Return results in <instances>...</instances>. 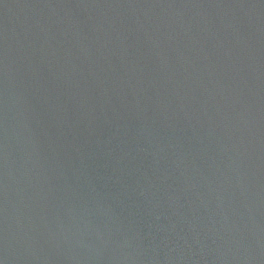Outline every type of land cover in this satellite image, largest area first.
<instances>
[{
  "label": "water",
  "instance_id": "obj_1",
  "mask_svg": "<svg viewBox=\"0 0 264 264\" xmlns=\"http://www.w3.org/2000/svg\"><path fill=\"white\" fill-rule=\"evenodd\" d=\"M0 264H264V0H0Z\"/></svg>",
  "mask_w": 264,
  "mask_h": 264
}]
</instances>
